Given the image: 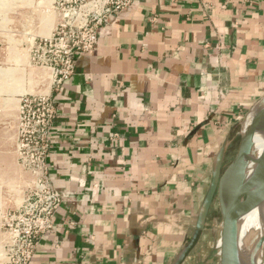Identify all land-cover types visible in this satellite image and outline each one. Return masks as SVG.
Returning a JSON list of instances; mask_svg holds the SVG:
<instances>
[{
  "label": "crops",
  "instance_id": "0c3cea01",
  "mask_svg": "<svg viewBox=\"0 0 264 264\" xmlns=\"http://www.w3.org/2000/svg\"><path fill=\"white\" fill-rule=\"evenodd\" d=\"M74 62L52 92L48 163L62 203L31 264H173L220 150L229 143L231 162L264 96V0H136ZM14 137L0 135L3 171L18 168ZM219 226L215 204L184 264L215 263Z\"/></svg>",
  "mask_w": 264,
  "mask_h": 264
},
{
  "label": "built area",
  "instance_id": "2783aa9c",
  "mask_svg": "<svg viewBox=\"0 0 264 264\" xmlns=\"http://www.w3.org/2000/svg\"><path fill=\"white\" fill-rule=\"evenodd\" d=\"M136 0H56L58 21L48 38L36 44L42 65L53 74L49 94L25 95L19 103L17 156L19 166L31 177L21 205L6 214V240L0 264H31L40 238L54 228L62 203L53 187L48 158L53 146L52 127L57 108L52 92L58 91L75 72L76 54L94 50L100 29Z\"/></svg>",
  "mask_w": 264,
  "mask_h": 264
},
{
  "label": "rangeland",
  "instance_id": "374dc122",
  "mask_svg": "<svg viewBox=\"0 0 264 264\" xmlns=\"http://www.w3.org/2000/svg\"><path fill=\"white\" fill-rule=\"evenodd\" d=\"M55 1L0 0V135L6 134L7 130L11 134L13 130L14 141L17 139L15 127L18 126L16 122L21 98L25 95L49 94L52 88L53 74L42 65L38 58L40 54L36 53L35 47L40 39L48 38L52 34L57 24L58 13L55 10ZM39 72H48L49 79L45 84L37 79ZM21 86L24 93L16 97L18 93L14 91L17 90L16 87ZM12 102L17 104L14 105L15 117L11 116L12 112L9 108V103ZM12 146L18 161L17 143ZM6 147L5 139V142H0V152ZM17 167L14 172L3 171L0 168V260L6 240L4 229L6 214L21 205L29 190L27 185L32 184L31 177L19 166V163ZM218 230L219 227L217 232ZM217 232L215 231V236ZM213 252H215V263L212 253L202 264H217L216 250Z\"/></svg>",
  "mask_w": 264,
  "mask_h": 264
},
{
  "label": "water",
  "instance_id": "95a60500",
  "mask_svg": "<svg viewBox=\"0 0 264 264\" xmlns=\"http://www.w3.org/2000/svg\"><path fill=\"white\" fill-rule=\"evenodd\" d=\"M264 132V96L250 110L240 134L237 153L225 163L229 143L220 150L212 182L199 210L191 240L173 264H184L199 244L211 208L217 204L220 226L214 240L217 264H234L239 246L248 250L244 264H264V228L242 234L241 222L264 207V141L257 147L256 137Z\"/></svg>",
  "mask_w": 264,
  "mask_h": 264
},
{
  "label": "bare ground",
  "instance_id": "6f19581e",
  "mask_svg": "<svg viewBox=\"0 0 264 264\" xmlns=\"http://www.w3.org/2000/svg\"><path fill=\"white\" fill-rule=\"evenodd\" d=\"M48 75H49L48 72L47 73L46 72H39L36 77H37V79L43 81L45 84L47 79H49ZM48 88L46 90L47 92L49 91ZM263 141H264V132L259 133L257 135L255 146L257 147ZM241 224H242V226H241L242 234L246 238L250 237V231L255 230V229L262 230L264 228V207L261 210H259L258 212H256L255 214H253L252 216H249V217L243 219ZM247 255H248V250L246 248H244V246H239L238 251L236 253L234 264H244V259Z\"/></svg>",
  "mask_w": 264,
  "mask_h": 264
}]
</instances>
